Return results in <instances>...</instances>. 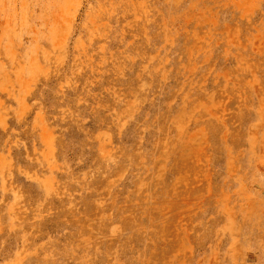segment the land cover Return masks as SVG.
<instances>
[{"label":"rangeland","instance_id":"374dc122","mask_svg":"<svg viewBox=\"0 0 264 264\" xmlns=\"http://www.w3.org/2000/svg\"><path fill=\"white\" fill-rule=\"evenodd\" d=\"M0 264H264V0H0Z\"/></svg>","mask_w":264,"mask_h":264}]
</instances>
